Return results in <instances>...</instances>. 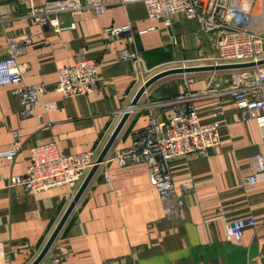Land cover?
I'll list each match as a JSON object with an SVG mask.
<instances>
[{
  "label": "crops",
  "instance_id": "0c3cea01",
  "mask_svg": "<svg viewBox=\"0 0 264 264\" xmlns=\"http://www.w3.org/2000/svg\"><path fill=\"white\" fill-rule=\"evenodd\" d=\"M47 1L53 0H0V60L12 55L15 42L24 82L46 88L30 118L20 117V102L11 88H0V151L11 148L14 132L21 144L12 162L0 158V264H32L78 189L63 186L32 195L10 187L11 177L25 174L31 148L54 143L63 156L101 152L150 78L146 69L193 64L212 55L195 19L174 16L166 27L162 20H150L142 3L103 0L108 5L100 15L88 11L61 16L67 29L56 33L28 17L30 5L39 8ZM109 29L123 31L110 38ZM123 52L136 53L143 65L135 69L124 62ZM83 60L97 64L98 89L74 97L56 92L59 71ZM227 80L226 72H207L156 81L131 109L106 156L128 149L133 133L151 118L168 120L180 107L156 103L186 92L206 93L193 107L201 124H220L221 141L205 157L170 162L173 182L195 187L182 198L178 218H166L146 165L103 164L39 264H51L60 255L63 264H264V182L249 190L243 186L251 174L249 159L264 155V127L255 119L243 120L229 98L218 97V86ZM42 103H55L56 109L47 113ZM219 105L223 114L216 116ZM247 218L254 219L256 228L244 230L240 245L227 242L226 226Z\"/></svg>",
  "mask_w": 264,
  "mask_h": 264
},
{
  "label": "built area",
  "instance_id": "2783aa9c",
  "mask_svg": "<svg viewBox=\"0 0 264 264\" xmlns=\"http://www.w3.org/2000/svg\"><path fill=\"white\" fill-rule=\"evenodd\" d=\"M244 1V0H243ZM241 0H122L121 4L142 3L146 7L150 20H162L170 27L171 19L180 16L184 19H195L200 24L201 35L206 36L212 55L196 60L194 67L222 66L232 64H253L251 67L221 71L228 73V80L218 86V97L229 98L241 111V117L255 119L260 127H264V33L248 29L251 10L244 11L238 5ZM107 3L103 0H53L41 7L30 5L28 17L37 25L56 33L66 30L60 17L76 12H92L102 14ZM238 7H237V6ZM252 6V3H251ZM241 9V10H240ZM232 13V17L229 14ZM71 27V26H70ZM123 29H109L110 38L118 36ZM29 41L26 40V43ZM12 55L0 60V88H11L12 94L19 99L20 117L30 118L46 88L43 85L29 86L22 76L20 64L17 62L18 49L11 43ZM121 60L131 62L136 69L143 62L134 52H123ZM181 64H163L153 69H146L150 77L156 73L171 70ZM171 67V68H170ZM161 68H164L163 71ZM220 73V72H212ZM193 82L192 79L189 80ZM98 66L94 61L83 60L70 68L59 71V82L55 91L74 97L94 92L98 89ZM212 94V93H211ZM206 93H189L179 95L171 101L155 104L156 106L178 103L173 117L164 121L153 118L142 129L133 133L132 144L128 149L105 157L100 164L114 163L118 167L130 165H146L150 183L157 191L164 214L168 219L180 216L183 207L182 198L194 192L191 183L175 184L169 170L170 162L179 158L194 156L205 157L210 150L220 145V124L217 122L201 124L193 107V102L206 96ZM47 113L56 109L55 103H42ZM128 107L126 112L130 115ZM216 116H221L222 106L216 107ZM256 112L263 115L257 117ZM12 145L8 150L0 151V158L12 162L21 149L16 132L12 134ZM99 151H90L69 156L61 155L54 143L36 146L30 150V164L21 176L10 178V187H22L27 193L36 195L54 188L69 186L79 187L91 168L94 166ZM99 166V167H100ZM251 174L243 180V186L251 189L264 182V155L258 154L249 159ZM108 180L107 170H104ZM256 228L254 219L236 220L226 226L227 242L240 245L244 230ZM64 256L51 259V264H63Z\"/></svg>",
  "mask_w": 264,
  "mask_h": 264
},
{
  "label": "water",
  "instance_id": "95a60500",
  "mask_svg": "<svg viewBox=\"0 0 264 264\" xmlns=\"http://www.w3.org/2000/svg\"><path fill=\"white\" fill-rule=\"evenodd\" d=\"M264 61H261L258 63V65L263 64ZM253 64H232V65H222V66H204V67H186V68H175L171 70H166L163 72H160L152 77H150L137 91L136 95L134 96L131 106L135 107L142 95L145 93L146 89H148L153 83L156 81L167 77V76H173V75H184V74H196V73H207V72H215V71H227V70H234L239 68H246L251 67ZM129 118V113L125 112L123 116L121 117L119 123L117 124L116 128L114 129L113 133L111 134L109 140L103 147L102 151L99 153V156L94 164V166L91 168L81 185L76 191V194L73 198V201L69 205L68 209L66 210L65 214L63 215L62 219L60 220L59 224L57 225L56 229L52 233L51 237L49 238L47 244L39 254V256L36 258V260L32 264H39L42 259L46 256L49 249L51 248L52 244L56 240L58 234L60 233V230L62 229L63 225L65 224L66 220L70 216L71 212L73 211L76 203L79 201L80 197L86 190L87 186L89 185L90 181L92 180L93 176L99 169L100 164L104 161L105 157L107 156L108 152L110 151L114 141L116 140L117 136L119 135L120 131L122 130L123 126L125 125L126 121Z\"/></svg>",
  "mask_w": 264,
  "mask_h": 264
},
{
  "label": "rangeland",
  "instance_id": "374dc122",
  "mask_svg": "<svg viewBox=\"0 0 264 264\" xmlns=\"http://www.w3.org/2000/svg\"><path fill=\"white\" fill-rule=\"evenodd\" d=\"M204 2H206L207 0H203ZM261 1L262 0H255V1H252V6H251V4H249L250 3V0H244V2H249L248 3V6H249V8H247V9H249V10H251V15H250V18L251 17H253V18H251V21H250V26H249V28L251 29V30H253L254 32H257V33H261V32H264V30H262V29H264V27H263V25H264V20H263V15H264V3L262 2L261 3ZM241 2H243V0H241ZM240 2V3H241ZM240 5V4H239ZM261 5V6H260ZM237 6V5H236ZM238 7V6H237ZM241 10V9H240ZM261 11H263V12H261ZM257 18H260V20L259 19H257ZM258 20V21H257ZM260 21H262V22H260ZM261 24H263V25H261ZM260 28V29H259ZM182 65V64H181ZM181 65H179L178 67H183V66H181ZM195 65L194 64H190V65H184V68H186V67H194ZM171 68V67H170ZM164 70V68H161V70H158V71H163ZM215 72H221V71H215ZM209 73V72H208ZM156 74H158V73H156ZM155 74V75H156ZM187 75V74H186ZM169 101H171V100H169ZM156 104H159V103H156ZM130 107H132L131 105H130ZM130 109H132V108H130ZM132 110H130V112H131ZM81 185V184H80ZM79 188V187H78Z\"/></svg>",
  "mask_w": 264,
  "mask_h": 264
},
{
  "label": "bare ground",
  "instance_id": "6f19581e",
  "mask_svg": "<svg viewBox=\"0 0 264 264\" xmlns=\"http://www.w3.org/2000/svg\"><path fill=\"white\" fill-rule=\"evenodd\" d=\"M252 1H255V0H250V3L249 2H241V3H239L240 5H238L242 10H244V11H248L250 8H249V6H248V3L249 4H251L252 3ZM264 5V4H263ZM261 6V5H260ZM247 8H249V9H247ZM261 12H263V11H261ZM233 15H232V13H230L229 14V17L231 18ZM263 17V20H264V15L262 16ZM251 18H253V17H251ZM251 18H250V21H251ZM257 19H259L260 20V18H257ZM258 21V20H257ZM260 22H262V21H260ZM261 25H263V24H261ZM249 26H250V23H249ZM249 26H248V29H250L249 28ZM263 27H264V25H263ZM260 29V28H259ZM251 30V29H250ZM262 30H264V29H262ZM253 31V30H252ZM261 33H264V32H261ZM131 108H133V107H131ZM129 110H131V109H129Z\"/></svg>",
  "mask_w": 264,
  "mask_h": 264
}]
</instances>
